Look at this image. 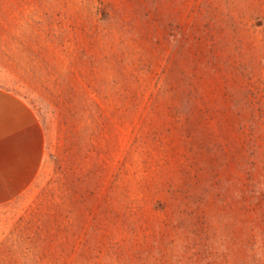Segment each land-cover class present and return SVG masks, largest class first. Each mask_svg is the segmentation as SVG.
<instances>
[{
	"label": "rangeland",
	"instance_id": "374dc122",
	"mask_svg": "<svg viewBox=\"0 0 264 264\" xmlns=\"http://www.w3.org/2000/svg\"><path fill=\"white\" fill-rule=\"evenodd\" d=\"M0 88L42 134L27 262L264 264V0H0Z\"/></svg>",
	"mask_w": 264,
	"mask_h": 264
},
{
	"label": "crops",
	"instance_id": "0c3cea01",
	"mask_svg": "<svg viewBox=\"0 0 264 264\" xmlns=\"http://www.w3.org/2000/svg\"><path fill=\"white\" fill-rule=\"evenodd\" d=\"M41 164L42 134L33 112L0 88V264H40L34 256L27 262V249L40 246L41 228L24 224V209Z\"/></svg>",
	"mask_w": 264,
	"mask_h": 264
}]
</instances>
